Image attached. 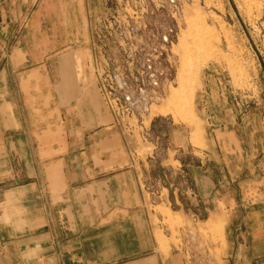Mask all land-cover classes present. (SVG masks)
I'll list each match as a JSON object with an SVG mask.
<instances>
[{"label": "crops", "instance_id": "crops-1", "mask_svg": "<svg viewBox=\"0 0 264 264\" xmlns=\"http://www.w3.org/2000/svg\"><path fill=\"white\" fill-rule=\"evenodd\" d=\"M15 3L12 18L2 22L12 34L7 40L12 71L2 69L6 81L0 86V264H195V244H179L178 234L173 236L164 222L168 215L150 205L110 111L99 112L95 89L72 79L75 56L91 53L98 7L93 0ZM6 7L1 2L0 12ZM57 57L70 64L64 89L52 81L50 63ZM56 102L75 108L74 117L46 118L44 108ZM133 145L139 148L137 140ZM213 148L219 162L188 169L186 183L195 208L212 203L215 210L206 208L204 216L190 210L192 219H218L224 249L250 251L252 264H259L264 261V206L250 205L264 199V188L252 185L256 176L242 173L232 179L241 190L227 193L231 170L248 152L217 142ZM252 150L264 156V145ZM215 166L221 182L210 174ZM175 202L183 204L179 196ZM221 203L235 209L223 215ZM216 211L219 217L212 216ZM228 234L236 236L234 242ZM251 235L250 243L243 240Z\"/></svg>", "mask_w": 264, "mask_h": 264}, {"label": "rangeland", "instance_id": "rangeland-1", "mask_svg": "<svg viewBox=\"0 0 264 264\" xmlns=\"http://www.w3.org/2000/svg\"><path fill=\"white\" fill-rule=\"evenodd\" d=\"M3 1L7 10L0 12V86L6 81L2 69L9 67L12 71V44L7 42L12 34L2 22L12 18L10 7L18 0H0V3ZM93 6L98 11L92 17L91 53L85 51L75 56L72 79L95 89L99 112L104 109L108 114L110 109L94 69L93 47L114 61L107 74L98 66L100 81H106L108 76L116 82L113 75L118 67H122L124 74L133 76L126 51L130 59L138 51L136 71L144 63L160 72L157 84L149 82L150 76L144 75L143 87L152 101L149 112L117 105V111L112 110L114 116L111 114L118 130L126 134L130 128L134 132L129 142L136 148L133 142L137 140L144 177L152 190L161 191L164 200L154 203L152 192L141 188L149 196L150 205L158 206L168 215L164 222L173 236L178 234L177 242L195 244L191 251L196 256L195 264H202L197 259L203 258L209 260L208 264H225L227 258L228 264H252V252L224 249L226 244L218 219L208 223L201 218L192 219L190 210L204 216L202 211L206 208H215L212 203L194 207L186 174L188 169L202 168L203 163L219 162L213 152L217 142L223 148L242 147L248 152L242 164L231 170L234 177L229 179L227 193L234 195L241 190L238 181L232 179L242 173L256 176L252 185L264 188L260 185L264 183V156L252 150L264 145V0H93ZM125 37L132 39L120 40ZM155 49L161 50V55L157 56ZM66 61V57L51 60L56 88H65L66 68L70 65ZM99 63L102 64L100 54ZM9 79L17 80L12 75ZM44 109L46 118L54 122L76 114L75 108H60L57 102L56 106ZM42 110L39 113L43 118ZM206 151L210 155L203 153ZM220 162H224L222 156ZM199 172L196 170L195 175L200 176ZM210 174L215 181L223 180L216 166ZM177 196L183 204L175 202ZM262 200L250 206H264ZM220 208L223 215L235 209L234 206L226 209L223 203ZM177 216L180 217L175 220ZM212 216L219 214L216 211ZM229 238L234 242L236 236L231 234ZM251 238L252 235L244 236L243 240L250 243ZM163 253L170 256L169 252Z\"/></svg>", "mask_w": 264, "mask_h": 264}, {"label": "built area", "instance_id": "built-area-1", "mask_svg": "<svg viewBox=\"0 0 264 264\" xmlns=\"http://www.w3.org/2000/svg\"><path fill=\"white\" fill-rule=\"evenodd\" d=\"M132 38H121L122 41H129ZM94 69L97 76L98 86L104 96V99L106 101V104L108 108L110 109L111 114L114 116L113 111L116 110V106L120 105L122 107H130L132 109L133 107H138L142 113H147L150 111V107L152 104L150 93H148V90L143 87V82L145 81V76H150L151 80L149 82H153L154 84H157V80H159V73L153 69L152 66L143 65L141 64L142 69L141 70H135L134 65L137 59H140L138 57L139 54L138 51H135L132 53L133 57L130 59V53L126 51V55L129 57L128 63L130 64L129 68L132 71L133 76H129L127 74H124V71L122 67L117 68V72L114 73L113 78L116 82H113V79H111L107 76L106 81H100V69L99 67H103V70L107 74V72L110 73V66L114 64V61H112L105 52L98 51V48H94ZM155 52L157 56L161 55L162 51L155 49ZM99 54L100 59L102 61V64L99 63ZM99 66V67H98ZM114 70L111 72L113 73ZM119 109V108H118ZM113 110V111H112ZM115 118V117H114ZM121 124V122H119ZM114 125L116 124V119L114 120ZM118 128V127H117ZM123 133V132H122ZM134 132H131L129 128V132H126V134L132 138V135ZM124 134V133H123ZM124 134L123 136L126 137V149L129 155L130 160V167L135 171L137 175L138 182L140 186L145 190L152 192L154 195V203H158L163 199L161 191L152 190V187H149L150 185L148 183V180L144 177L142 167H144V162L139 158L138 155V149L134 148L132 144L127 140V135ZM152 186V185H150Z\"/></svg>", "mask_w": 264, "mask_h": 264}]
</instances>
